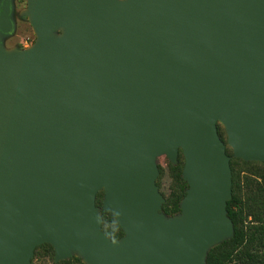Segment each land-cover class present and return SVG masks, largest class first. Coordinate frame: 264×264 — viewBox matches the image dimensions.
Instances as JSON below:
<instances>
[{"label": "water", "instance_id": "95a60500", "mask_svg": "<svg viewBox=\"0 0 264 264\" xmlns=\"http://www.w3.org/2000/svg\"><path fill=\"white\" fill-rule=\"evenodd\" d=\"M29 5L36 46L0 40V264H33L42 244L56 262L206 264L234 236L218 124L236 158L264 162V0ZM0 9L9 34L12 0ZM180 150L183 220L156 182L157 158L177 165ZM101 191L121 239L102 229Z\"/></svg>", "mask_w": 264, "mask_h": 264}, {"label": "trees", "instance_id": "16d2710c", "mask_svg": "<svg viewBox=\"0 0 264 264\" xmlns=\"http://www.w3.org/2000/svg\"><path fill=\"white\" fill-rule=\"evenodd\" d=\"M184 165V161L175 166L169 165L173 184L162 206V212L169 217L181 213V202L187 195L188 184L183 179ZM261 165L264 163L241 159L231 161L233 194L228 201L227 211L233 223L234 236L212 248L206 264H264V168H260ZM243 173L244 193L238 183ZM103 219L104 231L110 238L121 239L124 236L113 212L103 210ZM46 246L53 248L50 244ZM60 264L84 263L81 259H75Z\"/></svg>", "mask_w": 264, "mask_h": 264}, {"label": "rangeland", "instance_id": "374dc122", "mask_svg": "<svg viewBox=\"0 0 264 264\" xmlns=\"http://www.w3.org/2000/svg\"><path fill=\"white\" fill-rule=\"evenodd\" d=\"M1 3L2 0H0V8H1ZM12 20L14 23L13 30L9 34H2L0 32V40L4 50L7 53H16L19 51L32 50L36 46L39 36L31 22L29 0H12ZM65 33H66V29L60 28L55 32V37L61 39L65 36ZM218 128H219L220 136L227 146V153L231 156L232 160L238 159L234 156L233 150L228 144V136L224 126L222 124H218ZM180 161L185 162V157L182 150H180L179 152L178 163ZM251 162H257V161H251ZM156 163L159 171V175L156 182L159 187V191L162 193L164 197H166L169 194L170 188L173 184V178L171 177L169 172V165L172 163L169 161V159L166 156L158 157ZM260 163H264V162H260ZM260 168H264V165H261ZM244 176L245 175L243 173L238 180L239 187L242 189V193L245 192ZM104 196H105L104 191H101L98 193L96 198V205L98 206L99 213L102 217L104 210L103 209ZM165 217L169 218L167 216ZM172 218L177 220L184 219L183 214H178ZM103 226H104V219L102 224V229L104 230ZM75 259H81L83 262L82 254L78 251H73L72 255L63 261L75 260ZM63 261L56 262L55 249L46 246V244H42L38 246L35 249L34 256L32 257L33 264H60Z\"/></svg>", "mask_w": 264, "mask_h": 264}]
</instances>
